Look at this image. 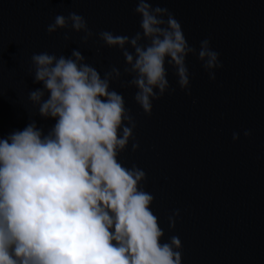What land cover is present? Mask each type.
<instances>
[{"label": "water", "instance_id": "95a60500", "mask_svg": "<svg viewBox=\"0 0 264 264\" xmlns=\"http://www.w3.org/2000/svg\"><path fill=\"white\" fill-rule=\"evenodd\" d=\"M151 2L175 16L190 45L198 49L209 38L223 68L213 83L189 55L191 96L169 68L175 93L154 101L151 116L135 103V88L113 82L136 120L140 145L133 153L130 143L119 159L145 171V188L155 197L151 208L165 232L162 242L180 238L182 264H264V0ZM135 7L136 0H0V138L32 121L45 133L55 123L28 99L43 87L28 75L33 53L69 57L78 49L101 75L112 66L123 73L119 49L102 47L98 38L84 46L75 32L69 42L64 30L48 35L56 15L76 12L94 33L132 36L140 30ZM244 129L251 130L250 138ZM233 132H240L237 142ZM176 209L180 216L170 230L167 217Z\"/></svg>", "mask_w": 264, "mask_h": 264}, {"label": "clouds", "instance_id": "9594fccd", "mask_svg": "<svg viewBox=\"0 0 264 264\" xmlns=\"http://www.w3.org/2000/svg\"><path fill=\"white\" fill-rule=\"evenodd\" d=\"M133 11L140 30L132 36L94 33L76 12L58 14L46 26L48 35L64 30L66 42L72 32L84 46L98 38L102 47L119 49L125 66L123 73L112 66L101 75L78 49L69 57L32 54L28 75L43 87L28 99L55 123L45 133L32 121L0 138V264H182L180 238L162 242L145 171L119 159L130 143L133 153L140 145L136 120L111 85L135 88V103L151 116L154 101L175 93L169 68L191 96L187 57L195 56L213 83L223 64L209 38L198 49L190 45L167 8L136 0ZM243 136L250 138L251 130ZM239 139L233 132V142ZM179 216L176 209L167 217L170 230Z\"/></svg>", "mask_w": 264, "mask_h": 264}]
</instances>
